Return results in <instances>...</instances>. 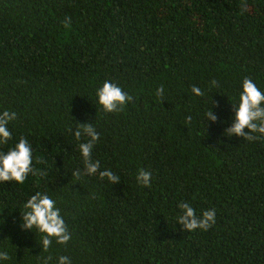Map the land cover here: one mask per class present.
I'll return each mask as SVG.
<instances>
[{
    "label": "trees",
    "instance_id": "16d2710c",
    "mask_svg": "<svg viewBox=\"0 0 264 264\" xmlns=\"http://www.w3.org/2000/svg\"><path fill=\"white\" fill-rule=\"evenodd\" d=\"M246 3L241 13V0H0V112L17 114L0 150L26 138L41 173L0 183V264H264V136L224 134L243 80L264 93V0ZM105 81L132 96L122 111L98 105ZM87 122L100 136L92 159L120 183L73 175L87 140L73 133ZM36 192L71 234L47 252L21 228ZM180 203L215 209L216 223L183 230Z\"/></svg>",
    "mask_w": 264,
    "mask_h": 264
},
{
    "label": "clouds",
    "instance_id": "9594fccd",
    "mask_svg": "<svg viewBox=\"0 0 264 264\" xmlns=\"http://www.w3.org/2000/svg\"><path fill=\"white\" fill-rule=\"evenodd\" d=\"M241 13L248 10L246 0H241ZM70 23V19L65 20V25ZM212 87H218L217 81H211ZM164 92L163 86L157 89L156 95L162 97ZM193 94L202 96L204 93L198 87L193 86ZM98 98L97 103L104 113H117L123 110L127 103L132 101V96L124 92L116 84L105 81L103 86L96 90ZM234 115L232 124L226 128L225 135L242 137L247 141H254L264 136V93L250 78H245L242 82V91L239 96L238 105H233ZM207 121L215 122V116L211 110L206 114ZM17 118V114L12 111L4 110L0 112V148L7 145L12 140V133L8 128L11 121ZM191 121V117H187ZM247 129V131H245ZM71 131V129H69ZM260 134V135H254ZM77 141L81 137H86V142L79 143V151L83 159V172L76 171L73 175L80 179L83 175L92 176L99 173L101 179L107 180L113 185L120 183V177L111 170H100V162L92 159V151L95 143L100 136L92 123H78L73 133ZM40 163V161H37ZM41 175L33 167V149L29 141L20 137L18 143L9 147L5 152L0 150V183L15 182L23 184L30 175ZM46 174V173H45ZM151 172L139 170L136 176L138 184L144 187L151 186ZM178 207L182 210L178 216L180 225L183 230L193 232L197 229L208 231L215 223V209L205 210L200 216L188 203H180ZM24 211L21 212V228L24 230H37L41 234V244L43 251L47 252L53 240L57 244H66L71 239L66 223L61 216L60 209L56 207V202L48 195L36 192L27 199L23 204ZM10 259L6 250H0V262ZM48 259H51L49 257ZM58 264H71L66 256L58 258Z\"/></svg>",
    "mask_w": 264,
    "mask_h": 264
}]
</instances>
